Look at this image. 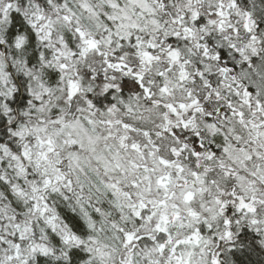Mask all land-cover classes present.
I'll use <instances>...</instances> for the list:
<instances>
[{
	"label": "snow or ice",
	"instance_id": "1",
	"mask_svg": "<svg viewBox=\"0 0 264 264\" xmlns=\"http://www.w3.org/2000/svg\"><path fill=\"white\" fill-rule=\"evenodd\" d=\"M0 264H264V0H0Z\"/></svg>",
	"mask_w": 264,
	"mask_h": 264
}]
</instances>
